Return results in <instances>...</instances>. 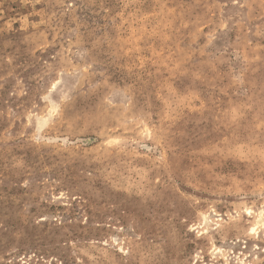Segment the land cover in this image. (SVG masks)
Here are the masks:
<instances>
[{"label": "rangeland", "instance_id": "1", "mask_svg": "<svg viewBox=\"0 0 264 264\" xmlns=\"http://www.w3.org/2000/svg\"><path fill=\"white\" fill-rule=\"evenodd\" d=\"M0 264H264V0H0Z\"/></svg>", "mask_w": 264, "mask_h": 264}]
</instances>
